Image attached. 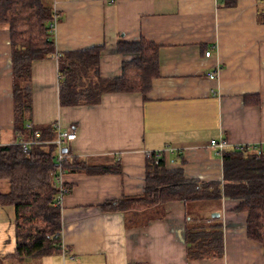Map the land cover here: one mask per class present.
I'll return each mask as SVG.
<instances>
[{
	"label": "crops",
	"instance_id": "crops-1",
	"mask_svg": "<svg viewBox=\"0 0 264 264\" xmlns=\"http://www.w3.org/2000/svg\"><path fill=\"white\" fill-rule=\"evenodd\" d=\"M52 1L58 54L102 46L101 76L117 78L134 58L119 53L118 42L146 39L160 47V77L146 99L110 93L98 105L62 107L57 60L33 62L30 123L75 130L73 156L111 157L122 172L62 175V184L72 187L61 198L62 246L74 260L61 252L24 264H264L263 246L247 235L240 200L225 199L221 209L171 202L144 227L101 208L143 193L153 153L164 152L187 178L222 181V154L210 147L212 140L228 148L264 147V0ZM13 127L11 45L0 27V142L15 139ZM209 217L223 222L224 255L188 260L186 225ZM15 218L14 207L0 206V258L16 252Z\"/></svg>",
	"mask_w": 264,
	"mask_h": 264
},
{
	"label": "trees",
	"instance_id": "trees-1",
	"mask_svg": "<svg viewBox=\"0 0 264 264\" xmlns=\"http://www.w3.org/2000/svg\"><path fill=\"white\" fill-rule=\"evenodd\" d=\"M55 19L52 0H0V27L9 31L11 45L15 134L11 143L0 142V182L9 184L7 192H0V206L15 209L17 242L16 252L0 258V264H24L29 259L62 252L61 198L72 189L60 185L62 175L122 172L120 161L110 162L114 160L111 157L73 156L70 142L64 146V160L56 162L55 124L30 123L33 62L57 60L62 107L98 105L110 93L139 94L146 99L153 81L160 77V47L146 39L118 42L119 53L133 54L134 58L123 64L117 78L101 76L102 46L58 54L53 34ZM36 132L38 143L24 150L18 141L31 142ZM222 162V181H202L187 178L182 168H171L164 152L153 153L146 160L143 193L108 201L102 211L123 213L128 226L144 227L162 218L164 207L171 202H183L187 209L192 204L221 209L225 199L240 200L238 210L248 216L247 235L264 248V147L227 148ZM186 251L188 260L223 257L222 220L191 218L186 225Z\"/></svg>",
	"mask_w": 264,
	"mask_h": 264
},
{
	"label": "built area",
	"instance_id": "built-area-1",
	"mask_svg": "<svg viewBox=\"0 0 264 264\" xmlns=\"http://www.w3.org/2000/svg\"><path fill=\"white\" fill-rule=\"evenodd\" d=\"M55 23H56V19H55ZM55 23H54V25H55ZM53 28H54V26H53ZM210 56H211V52L210 51L206 52V57H210ZM209 77L212 80H214L216 78V74L211 73ZM30 127H32L31 124H30ZM55 128L57 130V138L54 141V143L57 145L56 162L60 164L65 158V152L63 151L65 144L68 142L74 141L77 137V134H76L75 130L64 131L57 125H55ZM38 138H39V134H38V132H36L35 138L33 141L27 142V141H23L22 139H20L18 141V144H20L24 150H28V148L31 144L38 143ZM210 147L217 148L219 150V152L222 154L228 148V144L226 141L212 140L210 142ZM248 147H250V146H239L236 148H238L239 150H243V149L248 148ZM60 185H62L61 178H60ZM62 252H63L64 257L69 256L68 253L66 252V250L63 248V246H62ZM68 258L70 260H74V256H69Z\"/></svg>",
	"mask_w": 264,
	"mask_h": 264
},
{
	"label": "rangeland",
	"instance_id": "rangeland-1",
	"mask_svg": "<svg viewBox=\"0 0 264 264\" xmlns=\"http://www.w3.org/2000/svg\"><path fill=\"white\" fill-rule=\"evenodd\" d=\"M9 190V184L6 181L0 182V192H7Z\"/></svg>",
	"mask_w": 264,
	"mask_h": 264
},
{
	"label": "water",
	"instance_id": "water-1",
	"mask_svg": "<svg viewBox=\"0 0 264 264\" xmlns=\"http://www.w3.org/2000/svg\"><path fill=\"white\" fill-rule=\"evenodd\" d=\"M63 151L66 152V148L63 149ZM212 216H213V217H219V214H218V213H213Z\"/></svg>",
	"mask_w": 264,
	"mask_h": 264
}]
</instances>
